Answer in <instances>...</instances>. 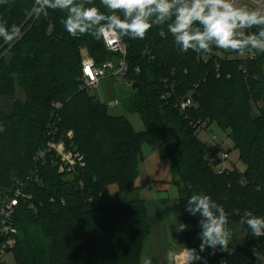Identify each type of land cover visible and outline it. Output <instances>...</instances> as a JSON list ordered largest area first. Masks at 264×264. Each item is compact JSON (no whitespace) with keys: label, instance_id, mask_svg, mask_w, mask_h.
Instances as JSON below:
<instances>
[{"label":"trees","instance_id":"16d2710c","mask_svg":"<svg viewBox=\"0 0 264 264\" xmlns=\"http://www.w3.org/2000/svg\"><path fill=\"white\" fill-rule=\"evenodd\" d=\"M92 6L108 14L101 0L85 4ZM66 15L42 10L40 0H0V23L19 29L12 42L0 37V193L35 170L53 123L59 139L73 131L67 147L84 163L63 175L50 157L37 163L39 182L32 179L27 187L36 212L22 205L14 219L16 264H141L150 237L148 207L137 193L145 144L165 153L171 164L172 180L161 184L179 192L188 226L184 247L195 249L193 263L222 264L226 250L201 251L199 217L188 214L185 205L202 192L224 207L229 221L239 224L245 211L264 216V108L255 117L252 104L264 102V53L245 50L243 61L214 42L209 51L181 52L167 23L154 25L143 38L118 31L133 90L126 108L145 126L136 132L83 87L82 49L99 65L116 63L120 54L108 52L100 35H69L61 23ZM260 27L238 29L237 36L246 38ZM194 93L199 102L182 113L176 105ZM205 121L229 134L244 171L234 164L228 174L214 172L195 129ZM241 226L248 232L246 256L251 264H264V236L254 237Z\"/></svg>","mask_w":264,"mask_h":264},{"label":"clouds","instance_id":"9594fccd","mask_svg":"<svg viewBox=\"0 0 264 264\" xmlns=\"http://www.w3.org/2000/svg\"><path fill=\"white\" fill-rule=\"evenodd\" d=\"M41 4L53 10L66 11V18L61 20L69 35L76 37L91 32L100 35L104 31L129 35L131 38H143L154 25L167 23L168 32L174 37L175 45L181 52L209 51V42L220 49H231L240 55L245 50L251 53H264V27L258 33L246 38L237 36L238 29H252L264 26V14L236 7L232 0H101L108 14L97 7H85L91 0H40ZM119 13H122V16ZM168 21H171L170 23ZM103 22V23H102ZM19 29L13 25L10 29L0 23V37L6 42L17 38ZM191 188V185H188ZM185 211L199 217L201 229L200 249L227 250L232 233L228 230L229 213L224 207L204 193H193L187 200ZM239 215V209L234 210ZM176 231L182 232L188 227L178 223ZM240 225H247L254 237L264 236V216L245 211L239 220ZM195 249H186L189 258ZM174 254L168 253L167 259ZM143 264H152L145 259Z\"/></svg>","mask_w":264,"mask_h":264},{"label":"built area","instance_id":"2783aa9c","mask_svg":"<svg viewBox=\"0 0 264 264\" xmlns=\"http://www.w3.org/2000/svg\"><path fill=\"white\" fill-rule=\"evenodd\" d=\"M236 7H240L241 3L250 5L255 10L264 14V0H232ZM100 36L104 40L106 50L111 53H119L120 59L115 64L112 61H105L102 64H97L90 54L83 49L82 67L83 78L85 81L84 89L96 88L100 82L105 78H116L124 80L129 86L132 81L128 79L129 65L126 62V46L118 31L110 32L104 31ZM170 94L166 96L169 98ZM119 103V102H118ZM117 102H112L111 105H118ZM196 103L193 101L191 95L179 101L176 105L182 113L187 109L193 107ZM55 109L60 110L61 105L56 103ZM208 122H204L195 126L196 132L201 133L208 129ZM58 128L55 123L52 124L48 131V143L46 147L38 152L35 161V170L29 173L24 179L18 182V186L7 192L0 193V264H16L15 255L13 254L14 248L17 246L16 236L18 235V228L14 224L16 210L22 205L28 207L29 210L36 212V205L34 204V197L31 193L27 192L28 182L35 179L39 182L37 163L44 161L48 157L54 160L58 173L63 175L65 173H74L77 168L84 165L82 156L80 154L72 153L68 150L67 143L72 140L73 134L69 132L67 139L57 138ZM215 140V136H212ZM208 162L214 172L218 175H225L232 171V164L230 162V155L228 151L221 148L214 154L209 156ZM64 204V202H62ZM222 264L227 262L222 261Z\"/></svg>","mask_w":264,"mask_h":264},{"label":"rangeland","instance_id":"374dc122","mask_svg":"<svg viewBox=\"0 0 264 264\" xmlns=\"http://www.w3.org/2000/svg\"><path fill=\"white\" fill-rule=\"evenodd\" d=\"M240 7L246 8L248 10H255L254 8H251L250 5L241 3ZM44 6L41 4V9L43 10ZM242 37H244V32L240 31ZM83 50V49H82ZM81 50V51H82ZM231 49H227L228 53L232 54ZM82 54V53H81ZM220 56L224 57V54L218 53ZM230 57H237L239 59H242L243 61H246L248 59V56H236L231 55ZM113 60H115L113 58ZM118 58L116 63L118 62ZM115 63V64H116ZM132 88L129 86L124 80H119L116 78H105L103 79L100 84L96 88H89L87 89L88 95H91V97L98 100L103 105H106V109H108V113L113 117H124L128 122L131 123L132 127L136 132H143L145 130L144 123L141 121V118L138 113L132 112L130 113L128 111V108H126V104L128 100L132 97ZM19 98L21 100H25L23 97V94H19ZM112 102H119L118 105L112 106ZM253 104V116H256L259 114V111L261 108H264V102H258V103H252ZM11 106V103H9ZM4 106V105H3ZM7 106V104L5 105ZM10 106H8V109H10ZM4 108V107H2ZM7 108V107H6ZM72 132L73 131H69ZM199 139L203 142L204 145H206L207 156H211L214 154L217 150L220 148L224 151H229L230 155V162L232 166L235 164L237 168L240 171L245 170V165L243 161L239 159L238 151L235 150L233 147L232 141L229 138V134L227 132H224L221 130L217 124H211L208 129L205 131L198 133ZM212 136H215V140H213ZM73 138V137H72ZM62 139V138H61ZM68 150L72 153H75L72 151L69 147ZM143 154L144 159L140 162V177L138 181V185L140 189L138 190V194L142 199H146V197H149L150 195L155 193L157 185H159V190L161 191L159 195L164 197H170L173 198L177 192L174 187H171L169 184H161L156 183V181L159 180H171L172 179V173L169 164L168 159L165 156V153H160L158 151L153 152L151 150V147L147 144L143 146ZM77 154V153H75ZM79 154V153H78ZM83 157V156H82ZM151 181L152 190L150 192H144L141 187H143L146 183H149ZM112 193L116 192L117 188L116 186H113L110 188ZM238 237L235 235V240L238 238L239 244L242 241V233H237ZM185 249V247H184ZM226 262L227 264H247L245 261L246 253L242 252L241 250H233L229 249L225 253ZM260 260V258H259ZM181 263L182 264H194L193 263V257L189 258L187 253H184L181 256Z\"/></svg>","mask_w":264,"mask_h":264},{"label":"crops","instance_id":"0c3cea01","mask_svg":"<svg viewBox=\"0 0 264 264\" xmlns=\"http://www.w3.org/2000/svg\"><path fill=\"white\" fill-rule=\"evenodd\" d=\"M171 180L164 181L169 182ZM164 181L159 180L156 181V183L159 184ZM151 184V181H149V183H146L143 187H141V189H143L144 192H150L152 190ZM159 189V185H157L155 193L149 197H146V199H143L146 201L148 207L150 237L144 248L145 251L141 259V264H143L145 259H150L152 264H182L181 256L186 253V249H184V231H176V228L179 227L178 223H184V220L182 219L181 208L177 201L179 192H177V189L175 188L177 194L173 198H162L159 195L161 192ZM228 230L231 231L232 237L229 241V246L226 251L233 249L241 250L242 252L246 253V237L248 233L246 229L238 223L229 221ZM237 233H242L243 235L242 241L240 242L241 244H239L238 238L235 240L234 236L236 235L238 237ZM199 242L201 244V240ZM169 252L174 254L173 259L171 260L167 259ZM222 261L226 262L225 256Z\"/></svg>","mask_w":264,"mask_h":264},{"label":"water","instance_id":"95a60500","mask_svg":"<svg viewBox=\"0 0 264 264\" xmlns=\"http://www.w3.org/2000/svg\"><path fill=\"white\" fill-rule=\"evenodd\" d=\"M191 97H192V99H193V101L195 103H198L199 102V95H198V93L192 94ZM14 184H15V187H17L19 185L17 181H15ZM245 261H246L247 264H251V262H252L249 257H246L245 258Z\"/></svg>","mask_w":264,"mask_h":264}]
</instances>
